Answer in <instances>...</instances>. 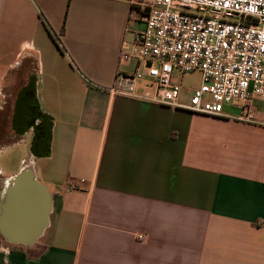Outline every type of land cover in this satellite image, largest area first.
I'll return each mask as SVG.
<instances>
[{"label":"crops","instance_id":"1","mask_svg":"<svg viewBox=\"0 0 264 264\" xmlns=\"http://www.w3.org/2000/svg\"><path fill=\"white\" fill-rule=\"evenodd\" d=\"M132 6L0 0V101L20 74L33 104L12 110L0 214L25 170L51 200L32 244L0 233V264H264V95L210 117L107 94L146 67Z\"/></svg>","mask_w":264,"mask_h":264},{"label":"built area","instance_id":"2","mask_svg":"<svg viewBox=\"0 0 264 264\" xmlns=\"http://www.w3.org/2000/svg\"><path fill=\"white\" fill-rule=\"evenodd\" d=\"M132 5L130 21L144 23L135 47L146 67L117 73L107 94L210 117H223L225 105L246 110L251 98L264 95V0H132ZM131 57L123 44L121 62ZM192 73L199 74L200 84L187 92L180 80Z\"/></svg>","mask_w":264,"mask_h":264},{"label":"water","instance_id":"3","mask_svg":"<svg viewBox=\"0 0 264 264\" xmlns=\"http://www.w3.org/2000/svg\"><path fill=\"white\" fill-rule=\"evenodd\" d=\"M24 96L17 100V102L24 100L23 110L33 107L32 103H27ZM24 116L20 113L17 119ZM27 126L23 129L30 128V124ZM34 145L36 149L41 148L43 141L36 139ZM12 183L11 188L7 190L9 194L6 195L7 199H4L5 206L0 214V233L8 240L30 245L46 226L47 214L51 206L50 196L46 189L39 185L33 179L32 174L26 170L16 176ZM27 212V216L24 217Z\"/></svg>","mask_w":264,"mask_h":264},{"label":"rangeland","instance_id":"4","mask_svg":"<svg viewBox=\"0 0 264 264\" xmlns=\"http://www.w3.org/2000/svg\"><path fill=\"white\" fill-rule=\"evenodd\" d=\"M174 80L179 81L178 78H174ZM180 83L183 89L189 92L190 89L198 87L200 84V76L198 73L185 74L182 76ZM19 85L20 74H14L13 77L9 76L7 78L6 83L3 86L4 98L0 101V155L11 146L13 141H18L20 139L18 136L13 137L10 126L12 110L17 101V97L15 96ZM182 99L185 100L186 97L182 96Z\"/></svg>","mask_w":264,"mask_h":264},{"label":"flooded vegetation","instance_id":"5","mask_svg":"<svg viewBox=\"0 0 264 264\" xmlns=\"http://www.w3.org/2000/svg\"><path fill=\"white\" fill-rule=\"evenodd\" d=\"M28 93H29V92H28ZM28 93H27V94H28Z\"/></svg>","mask_w":264,"mask_h":264}]
</instances>
